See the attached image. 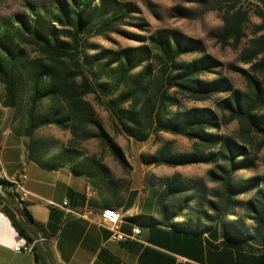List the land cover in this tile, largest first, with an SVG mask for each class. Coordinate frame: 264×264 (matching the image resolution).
Segmentation results:
<instances>
[{"label": "trees", "instance_id": "16d2710c", "mask_svg": "<svg viewBox=\"0 0 264 264\" xmlns=\"http://www.w3.org/2000/svg\"><path fill=\"white\" fill-rule=\"evenodd\" d=\"M93 1L69 0L57 4L55 11L28 4V14L0 17V99L14 109L25 100V113L17 124L15 116L13 128L29 138V157L44 167L67 168L85 177L99 196L118 202L128 179L114 177L111 168L83 146L84 141L96 139L125 170L131 168L88 98L93 94L96 103L110 111L114 133L138 141L151 136L158 140L162 133H170L192 141L189 152H177L171 140L164 141L155 153L142 155L143 163L214 164L207 172L210 180L220 184L213 199L206 197L201 184L178 172L158 179L164 186L157 199L161 224L213 235L219 230L228 238L264 248V176H236L240 170L253 168L264 148V0H249L253 9L239 6V0H191L221 13L223 24L216 39L237 51L246 65L229 66L245 79V91L221 73L224 64L206 53L201 40L168 29L140 36L136 46L84 53L81 62L74 60L86 26L99 27L102 33L133 12V7L117 0H99L95 5ZM173 10L177 16H191L189 8ZM251 10L260 23L243 41ZM207 101H213L214 106L188 105ZM233 121L239 126L238 137L220 132L222 125ZM49 125L71 134L57 151L51 141L35 136L39 128ZM0 180L7 194L0 193V211L26 242L34 243V264H53L38 236H49L44 224L33 217L26 201L25 213L12 184ZM250 192H254L253 198H238ZM241 206L254 221L253 228L239 216Z\"/></svg>", "mask_w": 264, "mask_h": 264}, {"label": "crops", "instance_id": "0c3cea01", "mask_svg": "<svg viewBox=\"0 0 264 264\" xmlns=\"http://www.w3.org/2000/svg\"><path fill=\"white\" fill-rule=\"evenodd\" d=\"M14 121L15 109L4 106L0 99V178L8 181L21 173L27 175L25 201L33 217L45 226L49 236H38L42 244L46 241L53 264H264V248L250 241L228 238L219 230L213 235L161 224L157 199L164 186L150 178L151 165L130 162L128 170L118 165L117 177L126 176L128 186L118 202L113 197L102 198L85 177L33 161L29 138L14 130ZM88 185L96 191L92 198L85 193ZM66 200L79 215L62 207ZM108 205L123 215L120 231L130 235L139 226L138 237L111 238L100 218ZM149 216L156 220H145ZM23 240L0 211V264H34L33 251L14 250Z\"/></svg>", "mask_w": 264, "mask_h": 264}, {"label": "rangeland", "instance_id": "374dc122", "mask_svg": "<svg viewBox=\"0 0 264 264\" xmlns=\"http://www.w3.org/2000/svg\"><path fill=\"white\" fill-rule=\"evenodd\" d=\"M69 0H0V17H12L16 13H29L28 4H37L55 11V6L59 3H67ZM123 5L133 7V12L125 21L115 24L101 33L99 27L90 25L85 27L83 33L79 36V54L74 57V60L82 61L83 54L92 55L104 50L118 51L129 46L139 45V37L147 36L155 33L158 30L168 29L186 34L189 37L201 40L204 43L206 53L219 59L224 65L221 69L223 75L229 76L234 86L242 91L246 90V82L243 76L230 70V65L246 67L239 58V53L231 47H223L216 39V33L222 27L221 13L217 10H206L197 2L191 0H117ZM99 0H94L93 5L99 4ZM249 0H239V6L253 9ZM186 7L190 9V17L177 16L174 12L175 7ZM260 23V19L253 14L251 10L250 22L245 27V37L243 41L248 40L252 36L254 25ZM61 28L60 25H55ZM71 41L69 38H62ZM34 54V53H32ZM216 75L212 74L211 76ZM221 94L220 96H223ZM88 98L95 104L97 114L106 130L115 138L125 153L129 162H141L142 155H151L163 144L164 141L171 140L174 150L177 152H189L192 150V141L180 135L170 133H162L160 139L151 136L147 140L138 141L134 138H129L123 134L114 133L110 125V111L105 105L97 104L93 94L88 95ZM188 105L196 106H214L213 101L204 103H188ZM26 110L25 100L20 106L15 109L17 122L22 118ZM238 123L231 122L228 125H222L220 132L238 137ZM38 138L46 139L53 143V150L57 151L63 144H66L71 134L67 130H62L54 125L44 126L35 132ZM83 146L90 154H95L107 164L112 171L114 177H117V166L120 165L114 159L109 150H106L100 145L96 139H89L83 142ZM143 162V161H142ZM152 170H149L150 178H154L158 184L160 177L172 176L178 172L185 179H191L202 185V191L208 199H213V192L220 187L218 182L210 180L207 172L211 168H215L213 163H196L189 165L169 166V165H154ZM151 172H153L151 174ZM158 173V175H156ZM264 176V148L259 153V159L256 165L248 170H240L236 172L237 177ZM117 178H124L117 177ZM125 178H127L125 176ZM128 179V178H127ZM162 186V185H161ZM125 191V190H124ZM120 195V198L122 197ZM254 197V192L238 195L239 199L248 200ZM206 209V206H202ZM213 213L212 210H208ZM248 227H254V221L250 218L249 212L244 206L237 209ZM259 246V245H258Z\"/></svg>", "mask_w": 264, "mask_h": 264}, {"label": "built area", "instance_id": "2783aa9c", "mask_svg": "<svg viewBox=\"0 0 264 264\" xmlns=\"http://www.w3.org/2000/svg\"><path fill=\"white\" fill-rule=\"evenodd\" d=\"M1 152V149H0ZM27 178V175L25 173L19 174L17 177L8 180L12 186H14V190L18 192V195L20 198L25 201V198L28 194V192L23 187V181ZM85 193L87 197L92 198L96 194V191L92 185H88L86 187ZM68 201H64L62 204V207L66 209L68 213H73L76 215L80 214V211L77 209H74L72 207L67 206ZM101 223L103 226L107 227L111 231V238L116 240H128V239H134L139 236L140 234V227L135 226L133 228L132 234H125L120 231V224L123 220V215L117 208H108L105 207L101 213H100ZM21 237V236H20ZM33 244L26 242V240H23L22 244H17L14 246V250L21 252V251H33Z\"/></svg>", "mask_w": 264, "mask_h": 264}, {"label": "water", "instance_id": "95a60500", "mask_svg": "<svg viewBox=\"0 0 264 264\" xmlns=\"http://www.w3.org/2000/svg\"><path fill=\"white\" fill-rule=\"evenodd\" d=\"M0 193L4 196H6V192L4 191V184L3 182L0 180ZM15 199L18 202V204L20 205V207L23 209V211L25 213H27V207L24 204V201L20 198V196L17 193H14ZM43 248H44V252L48 255V249L47 246L42 244ZM48 261H50V258L48 256Z\"/></svg>", "mask_w": 264, "mask_h": 264}]
</instances>
